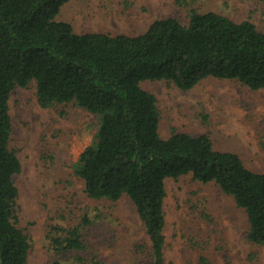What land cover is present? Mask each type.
Returning a JSON list of instances; mask_svg holds the SVG:
<instances>
[{
  "label": "trees",
  "instance_id": "trees-1",
  "mask_svg": "<svg viewBox=\"0 0 264 264\" xmlns=\"http://www.w3.org/2000/svg\"><path fill=\"white\" fill-rule=\"evenodd\" d=\"M71 1L0 0V264H29L33 250L17 214L14 177L22 164L12 149L10 115L13 92L33 83L42 108L74 104L98 117L96 141L81 155L75 174L93 201L132 202L150 244L132 246L130 264H167L166 180L190 175L232 198L246 213L247 241L264 248V174L250 170L239 154L217 150L209 136L164 138L158 100L142 86L166 81L190 91L218 79L262 90L264 32L250 20L193 9L186 25L160 19L138 36L78 34L56 20ZM110 214L85 216L66 230L53 227L54 264H109L87 236L104 221L101 215L107 222ZM118 240L115 235L111 244ZM108 261L123 264L118 257ZM197 264L216 263L201 256Z\"/></svg>",
  "mask_w": 264,
  "mask_h": 264
},
{
  "label": "rangeland",
  "instance_id": "rangeland-1",
  "mask_svg": "<svg viewBox=\"0 0 264 264\" xmlns=\"http://www.w3.org/2000/svg\"><path fill=\"white\" fill-rule=\"evenodd\" d=\"M73 0L56 20L70 23L78 34L107 33L138 36L157 20L176 18L186 25L194 9L215 12L236 22L252 21L264 32V0ZM143 88L158 100L160 132L211 138L219 151L239 154L252 171L264 174V89L253 91L236 81L209 79L190 91L166 81H148ZM12 149L22 164L14 177L19 190L20 226L32 238L29 264H54L58 259L49 239L53 227H78L83 218H97L88 241L101 248L103 260L114 257L130 264V248L150 244L129 199L114 204L88 198L75 168L96 141L97 116L74 105L42 108L37 85L17 88L10 99ZM167 264H197L201 256L216 264H264V248L251 245L246 213L215 184L192 176L166 180ZM119 237L111 244L112 237ZM107 259V260H106Z\"/></svg>",
  "mask_w": 264,
  "mask_h": 264
}]
</instances>
